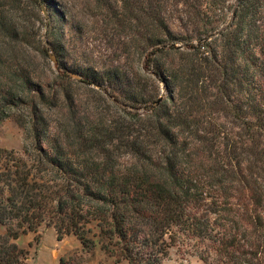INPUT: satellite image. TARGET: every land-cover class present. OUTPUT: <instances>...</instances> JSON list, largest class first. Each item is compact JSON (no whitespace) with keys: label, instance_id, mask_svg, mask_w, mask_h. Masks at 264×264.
Instances as JSON below:
<instances>
[{"label":"trees","instance_id":"obj_1","mask_svg":"<svg viewBox=\"0 0 264 264\" xmlns=\"http://www.w3.org/2000/svg\"><path fill=\"white\" fill-rule=\"evenodd\" d=\"M115 2L144 27L168 98L119 68H64L66 114L49 119L47 85L20 47L24 6L0 0V120L26 108L16 121L29 139L0 147V264H27L16 240L42 224L114 263L163 264L175 247L202 264H264V0ZM76 82L101 95L95 106Z\"/></svg>","mask_w":264,"mask_h":264},{"label":"rangeland","instance_id":"obj_2","mask_svg":"<svg viewBox=\"0 0 264 264\" xmlns=\"http://www.w3.org/2000/svg\"><path fill=\"white\" fill-rule=\"evenodd\" d=\"M21 5L24 6L23 13L15 14L14 10L12 13L18 15L17 21L21 25L19 37L29 44L20 47H26L35 57L37 75L47 85L50 107L45 108V114L49 119L66 114L65 109L55 106L57 99L62 97L57 85L66 80L64 68L74 71L88 68L99 72L119 68L128 78L132 75L133 81L147 91H151L154 84L158 97L168 98L163 84L158 83L148 70L151 55L144 41V27L140 25L136 29L129 18L122 17L127 12L115 0H21ZM165 16L169 29L179 36L182 29L176 9L169 8ZM174 46L186 50L180 42H175ZM56 63L61 65L56 68ZM71 91L88 102V107L95 106L96 99L101 98L98 92L82 83L71 85ZM107 101L111 100L108 98ZM25 109L13 110L0 120V147L20 150L23 143L29 141L16 121L17 116L23 114V118L27 114ZM3 231L4 227L0 226V233ZM16 243L27 251V264H59V257L66 258L74 253L79 254L85 264H127L125 261L114 263L98 245L84 252L73 235L58 241L54 229L44 224L36 231L21 234ZM163 264L202 262L195 255L172 247L169 259Z\"/></svg>","mask_w":264,"mask_h":264}]
</instances>
